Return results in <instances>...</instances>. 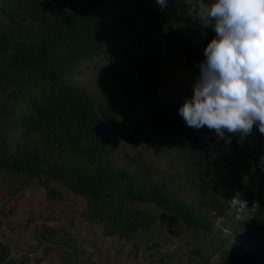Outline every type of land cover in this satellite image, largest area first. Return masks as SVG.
Here are the masks:
<instances>
[{
    "label": "trees",
    "instance_id": "1",
    "mask_svg": "<svg viewBox=\"0 0 264 264\" xmlns=\"http://www.w3.org/2000/svg\"><path fill=\"white\" fill-rule=\"evenodd\" d=\"M154 1L132 0L135 10L108 24L99 17L98 0H41L34 31L0 32V88H8L9 98L23 99L28 106L26 113L12 118L8 115L11 105L0 102V169L36 178L51 197L60 194L50 181H59L86 198L88 220L109 221L106 233L121 237L150 228V216L137 202L164 209L165 221L195 235L210 229V222L213 226L215 214L211 216L210 211L224 215L231 198L242 196L254 205L252 220L240 223L248 231L232 238V248L219 264H254L256 260L264 264V247L259 248L256 239L264 228V136L245 137L242 146L236 135L225 132L224 140L214 141L213 149L200 129L187 126L159 106L164 65L160 45L184 52L190 63L200 64L205 57L200 44L181 29L183 14L165 11ZM190 2L195 5V0ZM94 56L106 57L98 94L68 82L70 73ZM134 110L142 111L139 125L159 135L168 149L180 147L186 175L198 186L193 193L197 204L180 194L178 172L158 173L140 154H123L135 175L112 167L108 157L118 143L107 124L118 127L120 119ZM13 124L22 126L16 147L7 139V128ZM243 166L251 170L249 183L256 191L250 187L237 194L242 184L234 169ZM0 264H15L1 243Z\"/></svg>",
    "mask_w": 264,
    "mask_h": 264
},
{
    "label": "rangeland",
    "instance_id": "2",
    "mask_svg": "<svg viewBox=\"0 0 264 264\" xmlns=\"http://www.w3.org/2000/svg\"><path fill=\"white\" fill-rule=\"evenodd\" d=\"M40 1L0 0V32L7 35H23L27 28L34 31L36 20L41 13L38 7ZM154 4L165 11L183 14L179 18L181 29L203 49L215 35L211 28L202 27L195 18L196 5L190 0H165L164 6L155 0ZM97 7L99 17L108 24L116 16L135 10L132 0H98ZM160 49L164 65L159 106L183 120L179 107L186 96L192 95V85L200 74L199 63H190L184 52L170 51L165 44H161ZM105 61L104 56L83 60L76 70L70 73L68 82L86 86L91 92L98 94L104 83ZM8 93V88H0V102L11 105L9 110L12 109V113L8 115L14 118L26 113L27 103L23 99L14 101L8 97ZM141 114L140 110L128 113L120 119L118 127L107 124V130L118 143L108 161L113 168H124L135 175L134 168L126 163L123 154H140L151 169L158 173L171 176L178 172L181 178L176 185L183 190L179 193L186 200H193V193L197 191L198 186L190 182L186 175L185 160L179 153L180 147L168 149L162 144L159 135L151 134L142 128L139 125ZM143 123L145 127L149 126L147 120ZM21 130L22 126L16 124L7 128V139L14 147L20 143ZM200 133L205 135L204 138L213 149L214 141L222 140L214 130H209L206 126L200 129ZM256 133H260L258 126H253L251 134L245 137H253ZM236 136L241 140L242 146H245V137L241 138L239 134ZM259 165L261 164L257 167L262 171L263 166ZM234 172L242 184L237 194L250 187L256 191L249 183L251 170L243 166L234 169ZM50 187L60 195L49 196L47 189L34 177L0 169V243L4 245L9 258H12L15 264H183L177 256L186 263L189 261L190 252L195 249H199V252H193L196 255L189 264H219L220 258L232 248V238L248 231L240 223L252 220L254 213V205L250 203L241 220L236 219L235 210L231 209L229 212L230 207L226 208L225 214L221 216L215 211H210L211 216L215 214L213 226L210 222V229L194 235L191 231L183 230V227L178 229L169 220L165 221L164 209L151 203L137 202L139 208L148 212L150 228H138L130 233V237H121L106 233L105 226L107 227L109 221L87 219L89 205L86 198L77 195L57 180H51ZM167 222L169 225L166 227ZM170 230L176 233V236H173ZM263 238L264 228L260 229L256 236L257 240ZM69 252H72V255H69ZM254 264H258L257 260Z\"/></svg>",
    "mask_w": 264,
    "mask_h": 264
},
{
    "label": "clouds",
    "instance_id": "3",
    "mask_svg": "<svg viewBox=\"0 0 264 264\" xmlns=\"http://www.w3.org/2000/svg\"><path fill=\"white\" fill-rule=\"evenodd\" d=\"M157 2L165 5V0ZM195 5V18L215 35L204 49L192 95L185 97L179 114L187 126H206L221 139L225 132L243 138L254 125L264 134V0H195ZM230 207L241 220L249 206L236 195ZM259 242L263 249L264 240Z\"/></svg>",
    "mask_w": 264,
    "mask_h": 264
},
{
    "label": "bare ground",
    "instance_id": "4",
    "mask_svg": "<svg viewBox=\"0 0 264 264\" xmlns=\"http://www.w3.org/2000/svg\"><path fill=\"white\" fill-rule=\"evenodd\" d=\"M259 166H261V165H259ZM225 212H226V211H225ZM225 212H224V213H225Z\"/></svg>",
    "mask_w": 264,
    "mask_h": 264
}]
</instances>
